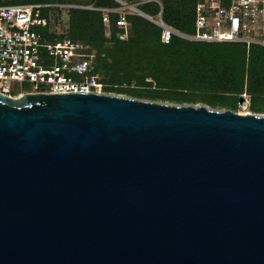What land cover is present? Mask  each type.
I'll return each instance as SVG.
<instances>
[{
    "label": "water",
    "instance_id": "obj_1",
    "mask_svg": "<svg viewBox=\"0 0 264 264\" xmlns=\"http://www.w3.org/2000/svg\"><path fill=\"white\" fill-rule=\"evenodd\" d=\"M0 264H264V115L0 94Z\"/></svg>",
    "mask_w": 264,
    "mask_h": 264
},
{
    "label": "trees",
    "instance_id": "obj_2",
    "mask_svg": "<svg viewBox=\"0 0 264 264\" xmlns=\"http://www.w3.org/2000/svg\"><path fill=\"white\" fill-rule=\"evenodd\" d=\"M121 1L138 4L140 11L151 16L158 14V2L164 24L184 35L195 34L196 0ZM0 4L51 5L41 12L47 18L43 35L79 43L89 63L87 77L98 75L107 94L233 112L245 94L248 111L264 115V46L179 37L166 45L161 41V28L138 15L126 17L127 39L120 41L116 38L117 15L110 14L107 38L101 12L83 7H118L114 0H0Z\"/></svg>",
    "mask_w": 264,
    "mask_h": 264
},
{
    "label": "built area",
    "instance_id": "obj_3",
    "mask_svg": "<svg viewBox=\"0 0 264 264\" xmlns=\"http://www.w3.org/2000/svg\"><path fill=\"white\" fill-rule=\"evenodd\" d=\"M115 8L83 7L102 14L105 37H110V14H116V38L127 39L128 15L142 14L161 28V41L169 45L175 37L206 43H246L264 46V0H196L195 34L184 35L161 20V5L156 16L143 13L138 4L121 0ZM143 3V2H142ZM51 5L0 4V94L15 98L23 94H98L104 84L98 75L87 77L89 63L80 55L81 45L69 40L47 38L40 28L47 25L42 10ZM61 7V6H60ZM77 76H83L82 80ZM29 85L31 91L12 94L11 85ZM239 107L248 114V96L242 95Z\"/></svg>",
    "mask_w": 264,
    "mask_h": 264
},
{
    "label": "rangeland",
    "instance_id": "obj_4",
    "mask_svg": "<svg viewBox=\"0 0 264 264\" xmlns=\"http://www.w3.org/2000/svg\"><path fill=\"white\" fill-rule=\"evenodd\" d=\"M38 30H43V29L40 28ZM79 53H80V51H79ZM80 55H81V53H80ZM77 78L80 79V80H82L84 77L83 76H77ZM11 89H12V94H15V93H25V92L31 91V88H30L29 85L21 84V83H13L11 85ZM112 95H114V94H112ZM236 113L244 114L246 112L239 107V109L237 110Z\"/></svg>",
    "mask_w": 264,
    "mask_h": 264
}]
</instances>
